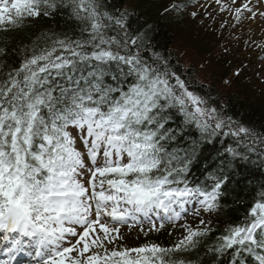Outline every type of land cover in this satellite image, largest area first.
<instances>
[{"label":"snow or ice","instance_id":"obj_1","mask_svg":"<svg viewBox=\"0 0 264 264\" xmlns=\"http://www.w3.org/2000/svg\"><path fill=\"white\" fill-rule=\"evenodd\" d=\"M213 2L235 20L221 28L264 19V0ZM57 11L72 22L67 31L25 46L18 67L0 63V264H194L184 254L213 231L205 216L222 210L235 177L264 168V131L190 88L150 43L147 20L110 0H0V30ZM164 14L201 16L183 0ZM217 142L196 176L202 143ZM260 189L206 246L210 264H264ZM189 214L198 224L179 225L170 246L122 244L123 225L148 224L147 236Z\"/></svg>","mask_w":264,"mask_h":264},{"label":"trees","instance_id":"obj_2","mask_svg":"<svg viewBox=\"0 0 264 264\" xmlns=\"http://www.w3.org/2000/svg\"><path fill=\"white\" fill-rule=\"evenodd\" d=\"M173 0H110L115 7L122 8L128 5L133 9L134 16H140L141 21L147 20L150 25L149 35L150 43L155 46L156 50L162 55L169 57L171 65L175 66L179 74L183 72L176 64L171 50L172 45L177 42L179 33H188L194 42L201 38L199 31L195 29L194 22L188 20L185 16L176 14L165 15L164 9L171 4ZM68 20L66 11H57L51 17H39L37 19L26 22L23 28H14L8 33H1L0 30V47L6 48V55L0 56V63L5 65L4 71L8 70V66L18 67L21 56V49L25 46L31 47L33 42L43 43L41 37L44 33H63L68 30L71 25ZM190 25V27H189ZM199 49H204L198 45ZM206 55L205 50L201 51ZM205 55H203L205 57ZM222 66H218V65ZM212 69L214 71V81L211 86L197 85L196 81H192V76L184 74L183 76L191 81L190 88L207 92V94L220 103L229 115L242 121L246 125L255 128L257 131H264V94L256 86L253 77L243 74L244 69H240L234 62L223 64L222 61H212ZM225 65V66H223ZM240 69V75H234V69ZM237 71V70H236ZM226 80H231L230 91L222 92ZM218 84L216 88L215 85ZM227 139V138H223ZM203 157L201 161L193 167L199 177L203 168L212 162V157L217 149L221 148L219 142L215 144L202 143ZM264 184V168L258 163L253 164L241 175L235 177L233 182L229 184L228 194L222 201V210L213 217V231L209 237L203 241L200 247L184 256L188 259L204 264L210 261L205 256L206 246L220 235L224 228L241 219L246 210L254 202V197L261 190L260 185Z\"/></svg>","mask_w":264,"mask_h":264},{"label":"rangeland","instance_id":"obj_3","mask_svg":"<svg viewBox=\"0 0 264 264\" xmlns=\"http://www.w3.org/2000/svg\"><path fill=\"white\" fill-rule=\"evenodd\" d=\"M225 2H228V0H225ZM201 3L206 4V5H211V7H208L207 9H215L217 10V5L213 2V0H205L202 1ZM238 3H243V0H238ZM253 5V4H252ZM254 6V5H253ZM198 9H201L198 7ZM202 10V9H201ZM229 21V25L234 24L235 20L230 17L228 13H220L218 16V24L221 25L223 21ZM224 30L222 33L227 34L226 37L230 35L231 40L229 41V46H230V51L235 52L236 58L242 57L245 60H247L248 65L251 66L250 69H252V77L253 80L255 81L256 84H258V88L261 89V92H264V60L262 63H257L256 60L257 58H260L264 55V50H261V48L257 47V45L264 43V21L257 16L255 19H244L242 17V23L238 27H225L223 28ZM185 35L187 33H179L177 38V44L174 46V50L177 52V54L181 56L183 62H185L188 66L189 65H195L193 61H191V56H192V51H190L187 46H183L181 42L187 43V45H191L190 43L186 42L185 40ZM192 47H195L191 45ZM187 49L186 51L184 50ZM195 51L196 48H195ZM198 62V61H197ZM200 63V62H199ZM257 63V64H255ZM198 70L197 74L203 81H211L212 76H211V70L212 68H207V69H201V67H196ZM211 83V82H210ZM216 88L218 87V84L215 85ZM224 88V87H222ZM231 87L224 88L222 90L223 93L226 91H230ZM192 219H189L187 223L190 225H193ZM185 221L181 224H184ZM178 237L181 236L182 233V228L178 227ZM137 236L136 233H130L124 237V244L127 246L128 242L133 241V238ZM128 240V242H126Z\"/></svg>","mask_w":264,"mask_h":264}]
</instances>
